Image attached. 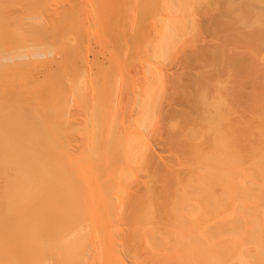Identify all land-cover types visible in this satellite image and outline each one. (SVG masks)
I'll use <instances>...</instances> for the list:
<instances>
[{"label": "bare ground", "instance_id": "bare-ground-1", "mask_svg": "<svg viewBox=\"0 0 264 264\" xmlns=\"http://www.w3.org/2000/svg\"><path fill=\"white\" fill-rule=\"evenodd\" d=\"M160 1L152 50L163 63V112L146 104L133 130L107 126L108 138L98 139L97 127H84L79 141L61 138L60 125L19 129L15 112L7 117L15 109L8 90L31 65L8 58L30 48H21L11 19L13 44H22L10 49L0 12V264H264V113L252 94L245 98L240 69L252 65L243 67L236 50V62L224 54L246 34L209 1L201 28L205 0ZM218 42L238 66L229 78L233 68L240 75L229 95L213 80ZM155 70L143 92H152Z\"/></svg>", "mask_w": 264, "mask_h": 264}, {"label": "rangeland", "instance_id": "rangeland-1", "mask_svg": "<svg viewBox=\"0 0 264 264\" xmlns=\"http://www.w3.org/2000/svg\"><path fill=\"white\" fill-rule=\"evenodd\" d=\"M2 2L4 9L2 8L0 12L4 13L7 25L5 27L4 24V27L10 29L5 30V33H9V31L16 33L18 28L17 32L22 38L19 39L26 41H24L26 46L22 43H18L19 46L13 44L15 42L12 37H17V34L11 36L9 33L12 40L9 37L10 42L7 37L6 40L10 44V49L11 46L13 49L20 48L21 44V48L32 49L30 46L27 47V44L33 45L32 51L30 50L24 59L28 65L31 64L26 66V71H28L26 74L28 73L31 78L29 75H24L25 79L28 77L26 81L23 79L24 77H20L22 83H19V89H16V92L13 90L15 93H12L11 89L8 90L10 91L9 96L6 95L8 97L5 98L10 103L14 101L12 105L15 104V109L12 106L13 110L10 111L13 112H10L8 108L7 117H11L10 113L15 112V116L12 114L11 119L15 117V124L19 129H24L28 125L39 127L43 123L57 124L62 130H67V135L66 130H63L65 136H61V138L79 141L87 136L82 135L78 130L84 127L92 130L93 127H97L94 134L98 139H106L108 138L106 136L107 126H113L121 132L133 130L137 112L147 106L146 104L150 103L155 107V112L157 111L158 115L163 112V63L155 59L152 50L153 44L157 41L160 0H2ZM206 2L220 7L219 11L224 22L234 29L236 28L235 32L237 30H240V33L245 32L243 41L247 40L245 43L240 42L241 44H238V41L235 46L228 42L230 47L229 45L228 48L224 46L227 48L226 51L222 44L226 45L227 43L220 42V45L218 42L221 54L216 60L218 65L216 62L215 65L219 67L222 65L223 68V64H225L224 69L220 68L224 71L222 73L218 72L221 70H217V67L214 66L216 69L214 70L219 73L214 72L216 74L214 82L220 83V86L223 84L221 86V90L224 89L223 93L231 94L233 85V89L234 87L236 89L237 85L235 86L232 78L237 75L238 68H233L236 69L235 76L229 78L228 74L233 73L232 67L237 64H232L238 59L235 56H240L235 53L241 54L242 60H247L244 61L246 63L243 67L252 65L248 70L247 67L245 68L247 74L244 68L242 71L241 67L240 74L245 73L244 78L237 75L245 80L243 81L246 83L244 90H247L244 93L245 96L248 94L245 98L252 94L250 98L256 103L258 100L260 101L257 106H260L261 113H264V0H205L202 7L198 8L199 16L196 14L199 18L197 21L200 28L203 26L201 19L205 13L201 8L206 6ZM195 11L197 12V10ZM3 16L0 17L3 18ZM11 19L13 21L16 19L14 22L16 24H13ZM12 24L16 30L13 28L11 30ZM15 25L17 26L15 27ZM241 30L243 31L241 32ZM201 32L199 35L202 38L198 37L200 40H197L199 45L202 41L204 42L202 39L205 37L204 32L203 35ZM232 32H230V36L234 37L231 35ZM8 33L5 35L8 36ZM221 34H223L222 31ZM221 34H218L217 39L222 36L221 39L224 41L225 34ZM237 35L240 36L239 33ZM242 36L241 34V37H238L239 40H242ZM227 37L230 41L231 38ZM208 38L206 36V42L210 40ZM206 42L202 45L206 46ZM222 49L228 58H230L228 54L231 55L236 50L233 57L231 56L235 60L232 62L231 59H228L222 53ZM49 50L53 52V55L46 56ZM76 51H82L83 55L77 56V53L81 54L77 52L75 56ZM48 60L51 62L37 66L38 63L42 64ZM178 60L179 57L175 61ZM172 61L171 63H176ZM174 67L178 68V65ZM154 68L158 77L151 80L152 82L150 81L152 92L150 90L143 92L142 90L145 88L142 90L140 88L147 85L149 71L150 69L153 71ZM154 76L156 75H153V78H155ZM160 77L162 82L159 80ZM238 77L236 80L239 81ZM250 78L251 80H249ZM242 80L240 81L242 82ZM253 82H255L254 85ZM227 84L231 86V89ZM255 89L256 94L258 92L257 95L254 92ZM246 107H244L245 110ZM161 109L162 111H160ZM157 114L156 118L158 119ZM9 122H11L10 119ZM9 122L5 121L4 123L6 126H10ZM93 122L96 126H93ZM153 125V129L156 128L158 121L155 120Z\"/></svg>", "mask_w": 264, "mask_h": 264}, {"label": "clouds", "instance_id": "clouds-1", "mask_svg": "<svg viewBox=\"0 0 264 264\" xmlns=\"http://www.w3.org/2000/svg\"><path fill=\"white\" fill-rule=\"evenodd\" d=\"M30 51V49H22L21 52L24 53L25 55H21V56H16V55H12L10 56L8 59L9 61H14L16 59H24L26 58V54ZM53 55V52L51 50H49L47 53H46V56H51Z\"/></svg>", "mask_w": 264, "mask_h": 264}]
</instances>
